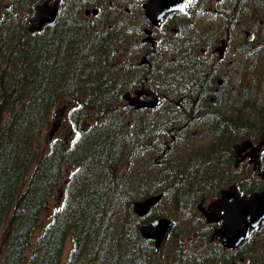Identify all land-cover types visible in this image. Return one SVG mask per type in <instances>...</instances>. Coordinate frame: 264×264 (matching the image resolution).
Returning <instances> with one entry per match:
<instances>
[{"label":"trees","instance_id":"trees-1","mask_svg":"<svg viewBox=\"0 0 264 264\" xmlns=\"http://www.w3.org/2000/svg\"><path fill=\"white\" fill-rule=\"evenodd\" d=\"M40 1L0 0V264H54L64 237L70 234L72 247L67 264H102L101 259L112 248V234L117 244L103 264L201 262L209 243L208 239L205 243L209 226L205 224L204 231L198 232L200 237L185 247L180 235L192 226L178 219L190 214L194 192L202 187L211 190L202 191L201 196H214L219 187L231 181L246 192L264 186L254 174L238 175L230 168L233 143L264 130V97L259 109L233 106L231 114L224 112L204 140H196L195 135L185 139L187 133L181 130L169 134L163 113L155 115V109L147 111L142 119L133 117L137 122L150 120L146 126L123 128L118 123L115 100L123 89L121 83L128 82L130 76L134 23L115 20L108 25L106 16L83 22L80 19L87 18L80 14V8L94 0H62L59 16L50 22L53 27L48 23L40 31L29 32L27 20ZM215 6L223 9L219 23H225L229 15L235 28L240 27L243 17L263 11L264 0H215ZM74 35L80 40L70 49ZM238 52L249 63V69L262 73L264 79V34L254 35ZM71 59L78 60L76 66H70ZM47 83L49 93L45 92ZM63 99L69 101L65 106L76 114L77 118L70 121L80 132L69 144L53 139L47 150L40 139ZM82 133L84 138L78 140ZM124 147L132 151L126 169V174L132 168L135 172L130 184L117 176L113 166ZM66 162L73 169L62 179L60 204L34 237L48 196L58 197L59 190L54 188ZM262 165L264 170V153ZM214 182L217 186L212 188ZM160 189L164 191L163 201L170 205L158 214L173 217L175 225L156 251L151 240L141 237V219L131 203ZM28 246L30 251L26 253ZM235 251L249 264H264V225L252 231Z\"/></svg>","mask_w":264,"mask_h":264},{"label":"flooded vegetation","instance_id":"flooded-vegetation-1","mask_svg":"<svg viewBox=\"0 0 264 264\" xmlns=\"http://www.w3.org/2000/svg\"><path fill=\"white\" fill-rule=\"evenodd\" d=\"M200 20L201 7L198 0H192L187 13L168 12L160 22H157V25L149 27L154 38L153 44L142 40L144 35L139 36L143 44L138 57L133 61V71L138 73V79L133 85L123 89L115 100L119 118L122 117L118 123L122 127L149 124L147 121L137 122L133 118L134 113L147 112L155 107V110L163 113L166 121L164 124L169 127H199L219 123L218 120L209 119V114L214 110L222 111V102L229 100L232 91L229 75L232 73L233 60V51L229 50V47L234 45L237 49L244 41V37L237 33L233 35L231 23L227 22L220 27L217 35H211L209 42L202 43L204 35L197 28ZM140 22L142 32L143 24L151 21L140 19ZM184 25L192 28L191 39L187 40L186 53ZM245 33L247 36L248 32ZM142 56H145L143 61ZM125 92H129V96H124ZM130 98H134L133 100L139 103V106L130 103ZM153 98H156V104L150 107L147 104L152 103ZM167 114H182V116L170 120ZM252 140L254 143L258 142L256 138ZM263 151L264 148L260 153L259 168H254L248 161V157L240 156L234 169L244 166L251 170V173L258 174L263 161ZM226 250L230 254L228 260L233 261L234 258L231 255L235 250ZM240 259L242 260L243 257Z\"/></svg>","mask_w":264,"mask_h":264},{"label":"rangeland","instance_id":"rangeland-1","mask_svg":"<svg viewBox=\"0 0 264 264\" xmlns=\"http://www.w3.org/2000/svg\"><path fill=\"white\" fill-rule=\"evenodd\" d=\"M87 1L91 2L93 0H87ZM135 1H136V4H135ZM135 1L133 2V0H129L130 3H128V0H127L128 5L126 4V6H128L127 7V9H128L127 15H129V17H131V18H137L138 17L137 15H138L139 9H140V3L137 0H135ZM212 1H214V0H212ZM87 6H91V5H87ZM92 6H98L101 10L100 11L101 14H99L100 13L99 12L98 13L99 15H97V16H99L100 18H104L105 14H106V5L103 2H100V4L96 3V4H93ZM83 8H84V6L81 7L82 11L80 10V12H81L80 14L84 15ZM120 13L121 12H119V13L118 12H112L110 17H109L110 22L112 23L113 21H115ZM89 15L91 16L92 14L90 13ZM91 17H89L85 20H90ZM241 21H240L241 22L240 27H235L234 30L236 31L237 34L245 36L246 38H248V41H250L251 38L254 35H256L257 33H260L262 35L264 34V9H263V11L262 10L257 11L255 16L243 17L241 19ZM219 22H220V20L212 21V20H207L206 18H203V19H201V27L204 30L208 31V30L212 29L215 32L216 30L219 29V26H220ZM245 31H248L247 36L245 35L246 34ZM141 35H143V34H141ZM209 38H211V35L208 36L207 39H209ZM79 40H80L79 37H77L75 35L71 36V38H70V49L73 46L74 42L79 41ZM243 46H244V44H243ZM77 63H78V60H74V59L70 60V66L71 67L76 66ZM231 67H232V73H231V75H229V78L232 82V91L230 93L229 100L224 103L227 106L225 108H223L222 111H217L218 114H220V118L223 116L224 112H225V114H231L233 106H238V107L239 106L240 107L246 106L247 108L259 109L260 103L264 97V79H263L262 73L256 72L255 70H253V71L250 70L249 69V63L245 60H242L238 55L236 57H233V60L231 62ZM50 88H51L50 85L47 83L45 92L49 93ZM68 103H69V101L66 99L61 100L58 103L56 110L54 112H52V114L50 116V118H52V121L50 124H48V126L46 127V129L44 131L42 138L40 139V145H42L44 147L47 146V150H49L50 142L53 139L58 138V140L61 141L62 143L65 142V143L69 144L70 140H72V138H74L76 135V130H71L72 124L70 122H68L66 117H65L66 116L65 112H67V110L69 109L67 106H65V104H68ZM211 113H213V111H211ZM75 117L77 118L76 114H75ZM215 127H216V124L215 125L206 124V125H201L199 127L196 126L195 127L196 140L206 139L208 137V133H209L210 129L215 128ZM190 131H192V129H190L188 132L186 131L187 136L185 139L194 136V135L190 134ZM82 138H84L83 133L81 134V137L78 138V140H82ZM263 140H264V137H263ZM167 141L172 142V141H170L169 138H167ZM177 148H180V147L178 146ZM127 155L128 154L126 152V147H124L120 157L116 161H114L113 166L115 167V172H116L117 176L121 180H123V182L125 184H130L132 181V175L135 173L133 168L130 171V173H128V174H123L120 171L123 167V164L125 163V158ZM70 169H73V167L70 165V163L69 162L64 163V170L62 173L60 172L58 174L59 180L56 183L54 189L60 190L63 187L62 179L68 173V170H70ZM144 170H145V168L142 167L141 172H143ZM208 190H209L208 188L202 187V188L198 189L197 191H195L194 192L195 193L194 199L192 200V202L189 206L190 214L187 216H181L178 219V220L183 219L182 220L183 222L190 223V225L192 226L191 229L189 230V232L183 233V235H182L184 238V240H182L183 244H185L187 242V240H185V239L189 238L188 235L191 236L192 238H194L192 240V242H194L196 240V238L200 237V235H201L200 233H198V230L201 227L202 220L199 218V216H197L199 213L197 212L196 204H197L198 199L200 197H202L201 196L202 191H208ZM197 196H199V197L197 198ZM205 197L209 198L210 196H205ZM48 200H49L48 205L46 206L44 211H42V212L40 211V213H39V217L37 219V223L35 226L36 229L34 230V233H33L34 237L38 236L42 227L46 223H48L51 215H53L52 212L59 205V202L61 199L59 198L57 200V199H55L53 194H50V196H48ZM209 200L210 199H207L203 203V205L205 207L209 204L208 203ZM169 205L170 204L168 202H165V201L160 202V207H162L165 210L167 209V207ZM4 224H6V222H4ZM193 231L197 233V236L190 235V233ZM206 242H207V238H205V243ZM109 243L112 245V248H111V250L108 251V254H106L101 259L102 264L107 260V258L109 257V254L113 251V247L117 244V239H116L115 235H113V234L110 235ZM71 247H72V235L70 234V235H66L64 237L60 249L55 254L54 264H67ZM29 251H30V246H28V248L26 249V253H28ZM221 260H222V257L217 258L215 261L217 264H220ZM212 262L213 261H211V260H204V261H201L197 264H211ZM71 264H76V263L73 262ZM88 264H93V262H90ZM242 264H249V263H248V261L245 260Z\"/></svg>","mask_w":264,"mask_h":264},{"label":"water","instance_id":"water-1","mask_svg":"<svg viewBox=\"0 0 264 264\" xmlns=\"http://www.w3.org/2000/svg\"><path fill=\"white\" fill-rule=\"evenodd\" d=\"M184 2L186 0H148L143 7L146 16L153 22H157L164 13L173 10L174 5ZM55 11L54 6H47V1L38 4L36 6L37 13L31 19L29 30L39 29L44 22L50 21ZM250 144L251 142L248 139L237 143L235 153H240ZM258 150L259 145L247 154L255 159ZM261 175L264 178V173ZM156 199L157 197L152 196L137 203L134 207L135 212L140 216L144 215L150 204L155 202ZM203 213L207 221L221 219V225L215 230V233L219 235L225 246L236 247L246 237L248 231L258 226L261 220L264 219V189L251 192L248 195H239L236 187L230 185L227 189L221 191L219 198L212 202L211 210H203ZM169 225L168 219L156 218L144 222L140 226V232L143 237L153 238L156 247H158Z\"/></svg>","mask_w":264,"mask_h":264},{"label":"bare ground","instance_id":"bare-ground-1","mask_svg":"<svg viewBox=\"0 0 264 264\" xmlns=\"http://www.w3.org/2000/svg\"><path fill=\"white\" fill-rule=\"evenodd\" d=\"M135 0H133V2H134ZM235 1V0H234ZM69 2V1H68ZM86 2V1H85ZM128 3H130L129 2V0H128ZM75 4V3H74ZM100 4V3H99ZM105 4V3H104ZM127 4V3H126ZM135 4H136V1H135ZM240 4V3H239ZM78 5V4H77ZM80 5V4H79ZM98 5V4H97ZM128 5V4H127ZM132 5V4H131ZM130 5V6H131ZM100 6V5H99ZM64 7V6H63ZM79 7V6H78ZM104 7V6H103ZM102 7V8H103ZM128 7V6H127ZM136 7V6H135ZM241 7V6H240ZM77 8V7H76ZM139 8V7H138ZM81 9V8H80ZM132 9V8H131ZM130 9V10H131ZM103 10V9H102ZM239 10V9H238ZM72 11V10H71ZM82 11V10H81ZM101 10H100V8L98 7V6H87V7H85L84 6V8H83V13H84V15H85V17L86 18H89V17H91V16H97V15H99V14H101V12H100ZM134 11V10H133ZM137 11V10H136ZM100 12V13H99ZM104 12V11H103ZM63 13V12H62ZM67 13V12H66ZM78 14H79V12H77ZM81 13V12H80ZM92 14L91 16L89 15V14ZM99 13V14H98ZM133 13V12H132ZM59 14H60V12H59ZM69 14V13H68ZM71 14V13H70ZM128 14V13H127ZM137 14V13H136ZM58 15V11H56L54 14H53V16H52V18H51V20L49 21V26H51V21H54V19L55 18H57L56 16ZM62 15V14H61ZM59 16V15H58ZM63 16V15H62ZM68 15H66V17H67ZM74 16V15H73ZM77 15H75V17H76ZM79 16V15H78ZM78 16H77V18H78ZM129 16V15H128ZM134 16V15H133ZM81 17H83V16H81ZM99 17V16H98ZM136 17V16H135ZM240 17V16H239ZM68 18H69V16H68ZM73 18V17H72ZM60 19V18H59ZM59 19H57V20H59ZM62 19V18H61ZM66 19V18H65ZM27 20V19H26ZM80 20H84L85 21V19H80ZM28 21V20H27ZM73 21V20H72ZM83 21V22H84ZM110 21V20H109ZM57 22V21H56ZM55 22V23H56ZM62 22H64V21H62ZM76 22H77V20H76ZM76 22L74 23V24H76ZM83 22H81L82 24H83ZM242 22V21H241ZM24 23V22H23ZM54 23V24H55ZM61 23V22H60ZM66 23V22H65ZM81 23H78V24H80L79 26L81 27ZM53 24V25H54ZM85 24H86V22H85ZM145 24V25H144ZM143 25H144V31H145V33H147V34H149V35H151L152 34V30H150V28L152 27V26H155V25H157V22H145ZM13 25V24H12ZM57 26H58V24H57ZM73 26V25H72ZM121 26V25H120ZM51 27H53V26H51ZM63 27V26H62ZM82 27H83V25H82ZM84 27H85V25H84ZM119 27V26H118ZM150 27V28H149ZM56 28H58V27H56ZM69 28V27H68ZM103 28V27H102ZM106 28V27H105ZM126 28H128V27H126ZM55 29V28H54ZM64 29V28H63ZM66 29V28H65ZM55 31V30H54ZM57 31V30H56ZM43 32V31H42ZM96 32V31H95ZM69 35V34H68ZM85 35V34H84ZM65 37H66V35H65ZM120 37V36H119ZM68 38V37H67ZM66 38V39H67ZM104 39V38H103ZM91 40V39H90ZM105 40V39H104ZM110 40V39H109ZM32 41V40H31ZM89 44V43H88ZM30 46V45H29ZM46 46V45H45ZM52 49V48H51ZM35 57V56H34ZM58 60V59H57ZM104 60H106V59H104ZM102 61V60H101ZM165 73V72H164ZM139 74H141L140 72H139ZM142 76V75H141ZM162 76V75H161ZM159 78V77H158ZM163 79V78H162ZM161 79V80H162ZM33 80V79H32ZM159 80V79H158ZM4 82V81H3ZM11 83V82H10ZM138 83H139V81H138ZM164 83V82H163ZM167 83V82H166ZM149 84V83H148ZM158 84V83H157ZM8 85V84H7ZM31 86V85H30ZM105 86V85H104ZM107 86V85H106ZM161 86V85H160ZM163 86H165V85H163ZM45 87V86H44ZM185 87V86H184ZM39 88V87H38ZM41 89V88H40ZM105 89V88H104ZM8 90V89H7ZM36 90V89H35ZM43 90H44V88H43ZM42 90V91H43ZM109 90V89H108ZM178 91V90H177ZM106 92V91H105ZM109 92H111V91H109ZM101 94V93H100ZM169 94V93H168ZM39 95V94H38ZM45 95V94H44ZM117 96V95H116ZM109 97V96H108ZM38 98V97H37ZM103 98V97H102ZM117 98V97H116ZM113 99V98H112ZM29 100H31V99H29ZM41 100V99H40ZM106 100V99H105ZM12 101V100H11ZM43 101V100H42ZM100 101V100H99ZM35 104V103H34ZM162 104V103H161ZM5 106V105H4ZM163 107V106H162ZM11 109H12V107H11ZM26 109V108H25ZM45 109V108H44ZM145 109V108H144ZM178 109V108H177ZM130 110V109H129ZM138 110V109H137ZM29 111V110H28ZM112 111V110H111ZM152 111V110H151ZM14 112V111H13ZM133 112H134V110H133ZM140 112V111H139ZM173 112V111H172ZM106 113V112H105ZM109 113V112H108ZM133 114V113H132ZM150 114V113H149ZM166 114V113H165ZM109 115V114H108ZM154 116V115H153ZM99 117V116H98ZM147 117V116H146ZM145 117V118H146ZM122 118V117H121ZM120 118V119H121ZM106 119V118H105ZM112 119V118H111ZM114 120V119H113ZM138 120V119H137ZM153 120V119H152ZM140 121V120H139ZM112 122V121H111ZM129 122V121H128ZM142 122V121H141ZM149 122V121H148ZM120 124V123H119ZM140 125V124H139ZM7 126V125H6ZM101 126H103V125H101ZM120 126V125H119ZM146 126V125H145ZM18 127V126H17ZM132 127V126H131ZM6 128V127H5ZM148 128V127H147ZM146 128V129H147ZM4 129V128H3ZM104 130V129H103ZM102 130V131H103ZM4 132V131H3ZM80 132V131H79ZM155 132V131H154ZM111 133V132H110ZM147 133V132H146ZM99 135V134H98ZM107 135V134H106ZM145 135V134H144ZM104 136V135H103ZM123 136V135H122ZM8 137V136H7ZM81 137V136H80ZM173 137V136H172ZM6 138V137H5ZM7 139V138H6ZM73 139V138H72ZM109 140V139H108ZM1 141V140H0ZM99 141V140H98ZM10 142H13V141H10ZM80 142V141H79ZM117 142V141H116ZM14 143V142H13ZM115 143V142H114ZM1 144H2V142H1ZM0 144V145H1ZM5 144V143H4ZM58 144V143H57ZM107 144V143H106ZM108 145V144H107ZM113 145V144H112ZM9 146V145H8ZM11 146V145H10ZM15 146V145H14ZM29 146V145H28ZM93 146V145H92ZM95 146V145H94ZM93 146V147H94ZM52 147H54V146H52ZM56 147V146H55ZM70 147H72V146H70ZM168 147V146H167ZM28 148V147H27ZM74 148H76V147H74ZM58 149H60V148H58ZM91 149V148H90ZM82 150V149H81ZM93 150V149H92ZM59 151V150H58ZM35 153V152H34ZM91 153V152H90ZM9 154V153H8ZM14 154V153H13ZM12 154V155H13ZM52 154V153H51ZM45 155V154H44ZM64 155V154H63ZM67 155V154H66ZM3 157V156H2ZM34 157V156H33ZM42 158V157H41ZM50 158V157H49ZM52 158V157H51ZM26 159V158H25ZM31 159H32V157H31ZM30 159V160H31ZM48 159V158H47ZM12 160V159H11ZM46 160V159H45ZM41 161V160H40ZM49 161V160H48ZM51 161H53V160H51ZM57 161V160H56ZM15 162V161H14ZM17 162H18V160H17ZM6 163V162H5ZM52 163V162H51ZM11 164V163H10ZM7 166V165H6ZM18 166V165H17ZM24 166V165H23ZM45 166V165H44ZM21 167V166H20ZM56 167V166H55ZM39 168V167H38ZM18 169V168H17ZM37 169V168H36ZM49 169V168H48ZM39 170H40V168H39ZM50 170V169H49ZM2 171V170H1ZM7 171V170H6ZM24 171V170H23ZM15 172V171H14ZM13 172V173H14ZM3 173H5L4 171H3ZM7 173V172H6ZM16 173V172H15ZM10 174V173H9ZM12 174V173H11ZM20 174V173H19ZM39 175V174H38ZM46 175V174H45ZM53 175V174H52ZM20 176H21V174H20ZM48 176V175H47ZM11 177V176H10ZM53 177V176H52ZM33 179V178H32ZM2 180V179H1ZM21 180V179H20ZM37 180V179H36ZM6 181V180H5ZM9 181V180H8ZM38 181H39V179H38ZM8 183H11V182H8ZM13 183V182H12ZM18 183V182H17ZM22 183V182H21ZM7 184V183H6ZM33 185V184H32ZM37 185V184H36ZM45 185V184H44ZM8 186V185H7ZM4 187V186H3ZM11 187V186H10ZM7 189V188H6ZM16 189V188H15ZM19 191V190H18ZM35 191V190H34ZM48 191V190H47ZM15 192V191H14ZM20 192V191H19ZM30 192V191H29ZM21 193V192H20ZM43 193V192H42ZM39 194V193H38ZM44 194V193H43ZM31 195V194H30ZM41 196V195H40ZM6 198H7V195H6ZM33 198V197H32ZM1 199V198H0ZM35 199V198H34ZM24 201V200H23ZM29 201V200H28ZM33 201V200H32ZM6 202V201H5ZM32 203V202H31ZM6 204V203H5ZM39 206H40V204H39ZM8 207V206H7ZM6 207V208H7ZM9 209V208H8ZM12 212V211H11ZM7 215V214H6ZM5 217V216H4ZM190 235H192V236H197V233L196 232H191L190 233ZM2 256V255H1Z\"/></svg>","mask_w":264,"mask_h":264}]
</instances>
